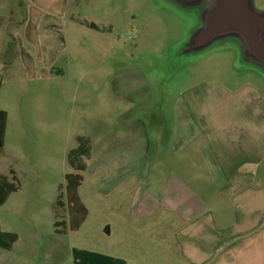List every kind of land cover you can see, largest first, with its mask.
Here are the masks:
<instances>
[{
    "label": "rangeland",
    "instance_id": "rangeland-1",
    "mask_svg": "<svg viewBox=\"0 0 264 264\" xmlns=\"http://www.w3.org/2000/svg\"><path fill=\"white\" fill-rule=\"evenodd\" d=\"M236 1L264 54V0ZM16 4L19 13L10 15ZM74 17L112 23L113 31ZM205 85L228 93L219 97L224 111L244 107L248 89L262 92L264 109V62L228 0H0V112L8 115L0 174L11 178L13 169L20 183L0 205L3 230L19 235L17 255L0 247V264H74L73 248L165 264L166 252L144 254L145 225L134 218L129 229L125 204L129 186L135 198L146 196L140 189L156 181L153 173L145 181L154 161L145 160L124 192L112 187L127 178L126 161L98 165L112 149L108 135L130 109L136 119L172 124L182 98ZM79 135L91 139L92 155L78 172L68 155ZM149 148L155 153L159 144ZM71 173L83 176L74 207Z\"/></svg>",
    "mask_w": 264,
    "mask_h": 264
},
{
    "label": "crops",
    "instance_id": "crops-1",
    "mask_svg": "<svg viewBox=\"0 0 264 264\" xmlns=\"http://www.w3.org/2000/svg\"><path fill=\"white\" fill-rule=\"evenodd\" d=\"M17 5L10 15L19 13ZM105 27L113 31L112 23ZM206 87L183 95L179 118L172 124L136 119L130 109L131 115L119 119L108 135L112 149L103 150L109 153L98 167L126 161L127 178L112 187L124 192L125 182L142 174L145 160L154 161L145 181L152 173L157 179L151 186L143 182L140 189L146 196L135 198L129 193L131 186L126 190L129 229L134 231L135 221L141 220L143 239L154 244L145 249L146 243H141L144 254L166 252L160 259L165 264H264V109L259 105L263 94L248 89L250 100L244 107L238 104L224 111L219 97L228 93ZM151 141L159 144L155 153L150 151ZM13 245L0 247L17 255ZM99 253L130 264L122 256Z\"/></svg>",
    "mask_w": 264,
    "mask_h": 264
},
{
    "label": "trees",
    "instance_id": "trees-1",
    "mask_svg": "<svg viewBox=\"0 0 264 264\" xmlns=\"http://www.w3.org/2000/svg\"><path fill=\"white\" fill-rule=\"evenodd\" d=\"M74 19L95 30L105 31V26H100L99 24L89 21L87 19H79L74 17ZM7 112H0V149L4 147L5 134H6V126H7ZM78 146L71 149L68 155V161L71 167L76 171H86L87 162L86 158L91 157L92 155V144L91 139L84 135L77 136ZM12 177L4 176L0 174V205H3L10 195L20 189V183L16 172L11 170ZM68 185H69V200L71 201L72 206H76L75 202V194L82 184L83 176L80 173H71L67 175ZM60 201V200H58ZM86 209L82 208V213L84 216L86 215ZM56 216H58V212H56ZM83 216V218H84ZM78 220L75 224H73L74 228H78L81 224V221ZM64 222L56 221V226L59 227ZM19 239V235L14 232H7L2 230L0 225V245L4 247H11L17 240ZM73 258L74 264H127V262L120 258H115L112 256H108L99 252H94L86 249L73 248Z\"/></svg>",
    "mask_w": 264,
    "mask_h": 264
},
{
    "label": "water",
    "instance_id": "water-1",
    "mask_svg": "<svg viewBox=\"0 0 264 264\" xmlns=\"http://www.w3.org/2000/svg\"><path fill=\"white\" fill-rule=\"evenodd\" d=\"M232 11L234 13H237L240 17V27L241 31L244 34L245 38L249 42L250 46L253 48V50L256 52V54L261 58V60L264 62V54L261 50V44L259 43L258 39L256 38L255 31L252 29V27H249V24L246 20V17L239 7L236 0H228Z\"/></svg>",
    "mask_w": 264,
    "mask_h": 264
}]
</instances>
